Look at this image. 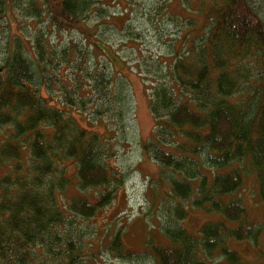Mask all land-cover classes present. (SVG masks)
Returning <instances> with one entry per match:
<instances>
[{
    "label": "trees",
    "instance_id": "16d2710c",
    "mask_svg": "<svg viewBox=\"0 0 264 264\" xmlns=\"http://www.w3.org/2000/svg\"><path fill=\"white\" fill-rule=\"evenodd\" d=\"M9 1L18 7L17 0ZM6 3L0 0V17ZM200 3L190 11L201 22L186 19L194 29L182 37L180 49L172 51L173 59L164 62L167 72L152 87L155 125L143 154L161 166V183H166L165 172L170 173V191L161 201L176 203L173 222L163 233L172 245L151 240L147 244L145 254L153 264H207L216 254L228 264H242L229 240L257 246L264 232V225L251 221L238 194L245 178L255 175L264 200V0ZM100 4V0H31L24 11L33 15L32 20L48 21L60 33L81 34L92 53L99 51L111 65L115 79L104 72L89 74V52L78 44L69 45L75 60L68 58V49L61 53L64 60L58 68L73 67L82 74L81 80L90 84L83 88L92 93L84 97L95 102L91 103L95 113H107L96 102L107 96L105 83L115 82L112 98L123 108L119 113L131 115L129 81L115 73L105 48L86 26L94 13L107 14ZM105 17L109 20L111 15ZM42 33L36 40L41 74L17 39L0 68V170L5 169L0 173V264H90V257L96 256L95 236L103 232L86 238V230L78 224L110 206L124 178L110 166L114 155L99 135L81 128L64 105L57 107L42 97L41 89L47 91L48 79L53 78L47 63L52 65L55 55ZM69 87H60L69 95V107L91 105L71 98V88L74 96L84 98L81 85ZM71 167L77 171L76 189L103 191L94 199L80 194L69 198L74 185L67 177ZM177 200H190L193 207L219 213L223 219L205 224L195 238L182 226L188 211ZM109 239L107 251L117 258L133 261L142 255L125 248L118 232Z\"/></svg>",
    "mask_w": 264,
    "mask_h": 264
},
{
    "label": "rangeland",
    "instance_id": "374dc122",
    "mask_svg": "<svg viewBox=\"0 0 264 264\" xmlns=\"http://www.w3.org/2000/svg\"><path fill=\"white\" fill-rule=\"evenodd\" d=\"M30 1L17 0L18 7L16 8L12 3L10 4L9 0L5 4V18L0 17V68L7 54L11 53L16 44L13 45V43L17 39L20 41L24 55L32 58L35 72L41 74L38 65L36 66L38 57L36 40L40 31L43 35H47L46 47L49 51H54L55 55L53 64L47 63L53 78L52 82L48 79L50 88L47 91L45 88L41 89L42 97L57 101L56 104L50 100L51 104L57 107L64 105L62 108L70 111L69 115L81 128L99 135L102 141L110 146V153L114 155L109 161L110 166L124 178V185L117 188L114 202L95 217L88 221L82 219L78 224L86 230V238L93 233L103 232L102 236H95L93 249L96 256L90 257L89 263L153 264V258L145 254L148 250L147 244L151 240L160 246L170 247L172 245L163 233L168 227L167 223L173 222L172 213L176 203L172 200L161 201L162 197L166 198L168 190L170 191L168 183L170 173L165 172L166 183H161V166L143 154V144L152 137L155 125V119L150 110L152 87L156 86L157 79L167 72L164 62H170L173 59V53L181 47L182 37L194 29L189 19L188 21L186 19L194 18L195 24L201 22L198 21L196 13L190 11V8L196 9L201 4V0H100L99 8L106 7L107 14L104 13L101 16L98 12L94 13L87 20L86 26L93 29L96 41H100L99 46L105 48L104 55L113 62L115 73H121V76L129 81L133 111L131 115H126L124 110L122 116L119 113V110L123 111L122 106L120 103L116 104V100L112 98L114 93L112 86H115V82L112 85L105 83V87L108 88L107 96L99 103L96 102L100 110L107 112L100 115L94 111L95 102L92 101L91 103L94 104H91L89 98L84 97L92 93L88 88H83L89 83L81 80L82 74L73 67L68 68L63 65L58 68L64 60L61 53L66 49H68V58L75 60L73 51H70L72 46H69L73 44L84 47L87 54L89 52L87 56L89 74L104 72L110 78L114 73L111 65L99 51L94 50L92 53V48L81 34L60 33L52 28L48 21L43 23L36 19L32 20L33 15L28 17L24 10L28 8ZM108 14L111 17L106 20L105 16ZM104 24L109 25L104 26ZM188 39L190 40V37ZM159 63H163V66ZM113 77L115 79L116 75ZM75 78L78 79L77 82H71ZM61 80L63 84L70 87L81 85L80 95L84 98L74 96L72 88L71 98L76 103L83 100L91 105L85 108L83 105L81 107L78 105L76 108L69 107L66 98L69 95L66 96L65 90L60 92L63 84L58 83ZM37 81L38 76L35 85ZM118 82H120L119 78ZM125 115L126 121L124 119L125 122H123L122 117ZM1 133L0 130V141L3 138ZM26 156L25 154L24 158ZM4 171L3 166L0 173ZM76 172V167H71L67 171V177L72 179L74 184L67 193L69 198L80 194L94 199L95 194L98 195L103 191V189H98L97 192H86L76 189L75 185L78 181ZM238 194L242 196L251 221L264 225V200L260 195L255 175H248L245 178ZM155 199L156 202H154ZM177 202L180 201L177 200ZM180 203L185 204L188 211L187 217L182 221V226L195 238L198 237L199 231L205 224L223 219L219 213L206 212L193 207L190 200ZM116 232L120 233L125 248L142 255L132 258L133 261H131L117 258L114 253L107 251L110 245L109 236H113ZM228 245L242 258V264H264V232L257 246L249 241L234 239L229 240ZM213 259L207 264H228L225 259L220 258L219 254H216Z\"/></svg>",
    "mask_w": 264,
    "mask_h": 264
}]
</instances>
